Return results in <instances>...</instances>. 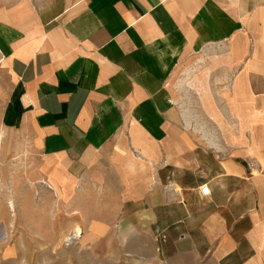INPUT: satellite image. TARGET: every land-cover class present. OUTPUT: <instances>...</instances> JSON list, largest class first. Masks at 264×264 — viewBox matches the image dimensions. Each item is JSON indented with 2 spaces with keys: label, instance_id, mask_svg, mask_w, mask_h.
Wrapping results in <instances>:
<instances>
[{
  "label": "crops",
  "instance_id": "obj_1",
  "mask_svg": "<svg viewBox=\"0 0 264 264\" xmlns=\"http://www.w3.org/2000/svg\"><path fill=\"white\" fill-rule=\"evenodd\" d=\"M208 49L228 72V149L181 102ZM0 71L61 205L112 193L208 264H264V0H0Z\"/></svg>",
  "mask_w": 264,
  "mask_h": 264
},
{
  "label": "rangeland",
  "instance_id": "obj_2",
  "mask_svg": "<svg viewBox=\"0 0 264 264\" xmlns=\"http://www.w3.org/2000/svg\"><path fill=\"white\" fill-rule=\"evenodd\" d=\"M216 51L197 54L180 76L181 102L189 130L228 149L232 125L222 101L228 72ZM11 101L8 75L0 71V264H208L190 254L178 231L169 239L161 214L154 222L148 210L98 190L61 205L37 186L31 171L37 150L19 114L9 113Z\"/></svg>",
  "mask_w": 264,
  "mask_h": 264
},
{
  "label": "bare ground",
  "instance_id": "obj_3",
  "mask_svg": "<svg viewBox=\"0 0 264 264\" xmlns=\"http://www.w3.org/2000/svg\"><path fill=\"white\" fill-rule=\"evenodd\" d=\"M80 231H81V230H80L79 227H75V228H74V234H75V235L79 234Z\"/></svg>",
  "mask_w": 264,
  "mask_h": 264
}]
</instances>
